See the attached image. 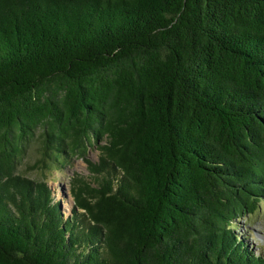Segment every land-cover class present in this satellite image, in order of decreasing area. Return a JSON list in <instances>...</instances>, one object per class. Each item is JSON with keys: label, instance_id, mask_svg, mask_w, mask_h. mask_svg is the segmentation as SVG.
<instances>
[{"label": "trees", "instance_id": "obj_1", "mask_svg": "<svg viewBox=\"0 0 264 264\" xmlns=\"http://www.w3.org/2000/svg\"><path fill=\"white\" fill-rule=\"evenodd\" d=\"M263 202L264 0H0V264H264Z\"/></svg>", "mask_w": 264, "mask_h": 264}, {"label": "rangeland", "instance_id": "obj_2", "mask_svg": "<svg viewBox=\"0 0 264 264\" xmlns=\"http://www.w3.org/2000/svg\"><path fill=\"white\" fill-rule=\"evenodd\" d=\"M39 131H36L34 141L28 144L17 171L34 179H45L53 193V201L59 202L64 217L71 215L74 201L71 187L72 177L78 175L84 179L93 181L95 176L88 170L86 160L97 161L100 150L97 144L87 148L85 156L62 155L61 163H50L51 168L31 169L36 158L39 157L37 147L39 145ZM234 232L239 239L256 255L264 257V202L255 213L245 214L234 220Z\"/></svg>", "mask_w": 264, "mask_h": 264}]
</instances>
